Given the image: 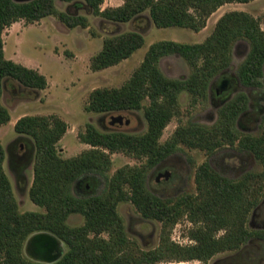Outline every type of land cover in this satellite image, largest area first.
<instances>
[{
	"label": "trees",
	"instance_id": "obj_1",
	"mask_svg": "<svg viewBox=\"0 0 264 264\" xmlns=\"http://www.w3.org/2000/svg\"><path fill=\"white\" fill-rule=\"evenodd\" d=\"M61 1H82L94 15L109 22H128L148 11L157 27L178 26L198 32L226 3L253 0H123L120 6L106 8L102 7L105 0ZM51 15L69 28L89 26L87 17L60 11L56 0H0V127L11 121L10 112L1 101L5 79L35 90L48 86L47 77L38 69L6 58L3 33L17 21L31 24ZM263 19L264 15L230 11L218 19L212 33L201 43L157 41L121 87L96 88L90 93L85 106L88 112L142 111L147 122L143 133L102 131L88 123L79 139L91 148L63 158L58 143L67 132V122L56 114L19 118L15 131L31 138L35 146L29 196L46 210H20L4 168L5 148L0 143V264H157L193 260L209 264L215 255L239 250L252 238L264 240V228L251 230L248 226L249 216L264 196V119L256 134L238 128V118L249 107L245 92L219 108L214 124L180 122L172 135L162 140L166 127L180 115L181 94H188L193 106L209 100L210 83L231 66L237 42L246 41L249 45L237 68L241 83L246 87L263 85ZM144 43V36L136 31L107 37L101 51L91 58V69L100 71L115 66ZM168 55H179L185 60L191 69L187 77L172 78L164 73L160 61ZM183 147L201 150L210 157L224 147L234 148L252 154L262 169L235 179L206 160L196 168L194 192L173 198L156 195L148 185L150 170ZM117 152L141 163L122 166L110 175L111 155ZM85 174L105 177L101 193L83 197L73 193L72 186ZM122 202L132 203L144 219L161 223L157 247L143 249L129 236L118 210ZM73 214L84 218L82 225L69 224ZM182 220L191 223L187 234L194 241L191 244L172 240V231ZM37 233H47L64 242L66 252L53 262L29 258L25 244Z\"/></svg>",
	"mask_w": 264,
	"mask_h": 264
},
{
	"label": "rangeland",
	"instance_id": "obj_2",
	"mask_svg": "<svg viewBox=\"0 0 264 264\" xmlns=\"http://www.w3.org/2000/svg\"><path fill=\"white\" fill-rule=\"evenodd\" d=\"M122 4L123 0H105L102 7H116ZM56 6L62 12L87 17L89 26L69 28L57 17L51 15L31 24L24 20L17 21L7 27L3 33L6 58L38 69L48 79L47 88L42 90L24 87L9 78L3 82L1 101L9 110L11 121L0 127V143L6 152L4 168L12 182L21 211L45 212L46 209L35 204L29 196L34 179L35 146L31 138L15 131V123L19 118L25 115L56 114L67 122V132L58 143L59 153L63 158L76 156L91 148L79 139V133L85 131L88 123L102 131L120 130L143 133L147 129V122L142 111L106 114L88 112L85 106L90 93L96 88L121 87L141 65L149 47L157 41L201 43L212 33L218 19L227 12L237 10L248 12L255 17L264 15V0L226 3L209 17L205 28L196 32L178 26L157 27L148 11L128 22L115 23L94 15L82 1L67 3L56 0ZM262 27L264 29V19ZM128 31L141 33L145 38L144 45L119 64L100 71H93L90 66L91 58L101 51L104 40ZM248 50L249 45L246 41H239L235 44L232 63L227 72L228 76L234 78L238 65L244 60ZM160 67L167 76L178 79L187 77L191 72L189 65L179 55L163 57ZM262 82L263 85L257 88L240 86L234 82L232 91L237 94L245 92L249 97V114L245 115L240 123L243 132L256 134L260 131L264 119V107L261 112L259 110L260 104L264 106V76ZM217 99L216 95L209 91L207 102L193 106L188 94H181L180 115L166 127L162 140L170 137L180 122L194 120L211 124L217 118V104H220ZM119 116L124 117L127 123H119ZM111 158L113 164L110 175L122 166L141 163L120 152L113 153ZM206 160H209L212 166L221 173L235 179L248 171L262 169L261 164L252 154L234 148L224 147L210 157L201 150L183 147L165 159L161 165L150 170L148 175L150 190L164 198H173L183 192H194L196 190V168ZM168 173L169 178L158 180V176ZM86 185L89 188L85 189ZM104 187L105 177L87 174L84 181L80 183V187L77 184L73 185L72 191L76 196L83 197L99 194ZM118 210L124 218L129 236L141 248L152 249L158 246L160 222L144 219L130 202L120 203ZM68 221L72 226H79L83 224L84 218L73 214ZM248 226L251 230L264 228V196L259 206L249 216ZM190 227L189 221H180L172 231V240L181 245L193 243L194 241L187 235ZM37 234L31 235L29 239ZM29 239L25 244V254L29 258L44 261L32 256V246L39 241L28 243ZM57 245L63 252L66 250H63L61 243ZM45 260L48 262L47 259ZM157 264H200V261ZM209 264H264V240L252 238L239 250L215 255L210 259Z\"/></svg>",
	"mask_w": 264,
	"mask_h": 264
},
{
	"label": "flooded vegetation",
	"instance_id": "obj_3",
	"mask_svg": "<svg viewBox=\"0 0 264 264\" xmlns=\"http://www.w3.org/2000/svg\"><path fill=\"white\" fill-rule=\"evenodd\" d=\"M227 72H228V69H226L224 72H222L217 77H215L211 81L210 87H209V91L213 92L214 95H216V98H218L217 100H219V102H220V104H217L218 110L221 106H223L224 104L229 102L231 99H233L237 95V92L235 93L234 91H232L233 90L232 88L234 87V82H237L240 86H244L241 83L237 74L234 76V78H231L230 76L227 75ZM250 88H257V87H250ZM262 105L263 104H260V107H259L260 112L262 111V109L264 107ZM248 114H249V111L247 109L245 112H243V114H241V116L237 120V126L241 131H242V128L240 125L241 120L245 115L247 116ZM217 118H218V111H217ZM217 118H215V120L213 122H211V124H207V125L214 124L215 121L217 120ZM161 164H162V162L159 165H161ZM86 176H87V174L82 175L75 182L74 186H76V184H77L80 187V183H82L84 181ZM87 188H89L88 185L85 186V189H87ZM61 244H62L61 246L63 247V250L66 249L65 243L62 242ZM31 251H32L33 257H36L38 259L41 258L44 261H46L45 259H47L48 262H53V261L59 259L66 252V250L63 252L62 249L59 248V246L57 244L56 245H53V244L45 245L44 243L42 244L41 242H38V243L36 242L35 245L32 246Z\"/></svg>",
	"mask_w": 264,
	"mask_h": 264
},
{
	"label": "water",
	"instance_id": "obj_4",
	"mask_svg": "<svg viewBox=\"0 0 264 264\" xmlns=\"http://www.w3.org/2000/svg\"><path fill=\"white\" fill-rule=\"evenodd\" d=\"M118 122L119 123H127V120L124 118V117H118ZM170 176V174H164V175H160L158 177V180L159 179H167L168 177ZM44 239V240H43ZM35 240L41 242L42 244L44 243L45 245H50V244H53V245H56V244H59V243H62L60 240H58L56 237L50 235V234H47V233H39L35 236H33L32 238L29 239L28 243H33L35 242ZM36 243V242H35Z\"/></svg>",
	"mask_w": 264,
	"mask_h": 264
}]
</instances>
